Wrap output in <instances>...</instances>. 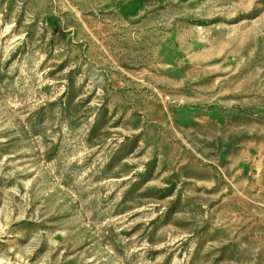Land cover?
I'll return each instance as SVG.
<instances>
[{"label": "rangeland", "instance_id": "374dc122", "mask_svg": "<svg viewBox=\"0 0 264 264\" xmlns=\"http://www.w3.org/2000/svg\"><path fill=\"white\" fill-rule=\"evenodd\" d=\"M0 264H264V0H0Z\"/></svg>", "mask_w": 264, "mask_h": 264}]
</instances>
